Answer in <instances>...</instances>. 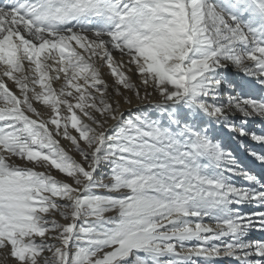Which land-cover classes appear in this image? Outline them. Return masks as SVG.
Returning <instances> with one entry per match:
<instances>
[{
  "label": "snow or ice",
  "instance_id": "snow-or-ice-1",
  "mask_svg": "<svg viewBox=\"0 0 264 264\" xmlns=\"http://www.w3.org/2000/svg\"><path fill=\"white\" fill-rule=\"evenodd\" d=\"M0 264H264V0H0Z\"/></svg>",
  "mask_w": 264,
  "mask_h": 264
}]
</instances>
